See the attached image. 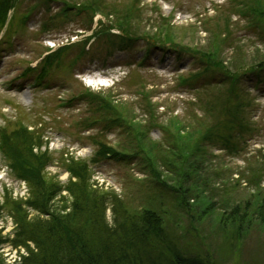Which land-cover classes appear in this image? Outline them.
<instances>
[{
  "label": "rangeland",
  "instance_id": "1",
  "mask_svg": "<svg viewBox=\"0 0 264 264\" xmlns=\"http://www.w3.org/2000/svg\"><path fill=\"white\" fill-rule=\"evenodd\" d=\"M203 61L255 75L264 62V0H0L6 263L26 254L11 243L13 212L40 216L13 162L22 152L44 159L43 174L66 187L76 181L70 169L87 166L92 184L119 201L110 224L122 210L149 209L186 253L214 264H264V224L251 213L264 183L259 190L249 182L259 162L264 177V84L258 91L253 76L195 90V77L209 75ZM231 113L246 119L244 128ZM227 134L239 142L222 151L214 145ZM245 202L252 211L240 229L227 213Z\"/></svg>",
  "mask_w": 264,
  "mask_h": 264
},
{
  "label": "trees",
  "instance_id": "2",
  "mask_svg": "<svg viewBox=\"0 0 264 264\" xmlns=\"http://www.w3.org/2000/svg\"><path fill=\"white\" fill-rule=\"evenodd\" d=\"M118 39L127 42L123 38ZM147 47L151 45L147 44ZM142 48L144 54L148 48ZM145 56L140 60V64L145 63L147 59ZM206 63L203 61L199 69H203L209 75L202 73L195 77V90L207 88L213 82L226 81L234 84V79L236 85H239L242 79H252L253 76L255 78L251 82L255 84L254 87L258 91L263 90L264 62L252 68L255 70L252 77L245 72L242 77L235 75L236 73L209 68V63L208 66ZM191 84L192 81L185 85ZM230 117L234 123L244 128L242 125L247 121L243 116L231 113ZM246 134L244 130L238 134V138L242 139ZM12 137L21 138L18 135ZM235 137L234 134H227L226 137L216 140L214 146L222 151L235 149L239 142ZM8 138L10 139V136ZM24 154L21 152L13 155V162L17 165V175L29 187L30 198L26 203L39 212L40 216L32 221L27 220L25 214L23 217L17 215L21 211L17 210L18 212H13L14 214L11 212L18 224L15 239L11 243L15 248L26 251V254L20 257V261H15L14 264H214L208 256L186 253L177 238L166 228L162 216L152 210L146 209L136 214L122 210L116 214L113 209L116 216L113 224H110L107 213L115 206V202L119 201L117 196L111 199L109 193H103L92 184L91 170L87 166L82 167L81 164L73 166L70 172L76 181H71L66 187L50 182L53 178L49 179L47 174H43L46 170L44 159L40 157L37 159L36 155L31 153L27 156ZM98 155L106 156L100 152ZM112 155L115 156V153ZM262 166L259 162L260 171L257 169L249 181L251 185L256 184L259 190L264 183ZM256 191L258 192V189ZM65 192L69 193L70 200L68 196H63ZM59 198L62 205L55 208L53 203ZM247 203H238L227 213L236 219L235 222L240 224V229L245 227L244 223L252 211L251 204ZM5 205L0 203V219L6 210ZM253 209L251 212L253 218L264 224V199H259ZM6 243L8 240L0 234V251ZM0 264L8 263L0 256Z\"/></svg>",
  "mask_w": 264,
  "mask_h": 264
}]
</instances>
